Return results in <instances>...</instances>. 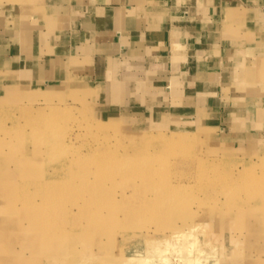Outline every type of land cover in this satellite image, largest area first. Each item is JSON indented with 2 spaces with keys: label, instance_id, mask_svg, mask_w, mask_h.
Masks as SVG:
<instances>
[{
  "label": "rangeland",
  "instance_id": "1",
  "mask_svg": "<svg viewBox=\"0 0 264 264\" xmlns=\"http://www.w3.org/2000/svg\"><path fill=\"white\" fill-rule=\"evenodd\" d=\"M4 82L0 264H264L260 107L162 126L79 86Z\"/></svg>",
  "mask_w": 264,
  "mask_h": 264
},
{
  "label": "crops",
  "instance_id": "2",
  "mask_svg": "<svg viewBox=\"0 0 264 264\" xmlns=\"http://www.w3.org/2000/svg\"><path fill=\"white\" fill-rule=\"evenodd\" d=\"M1 79L79 86L160 119L253 118L264 110V2L0 0Z\"/></svg>",
  "mask_w": 264,
  "mask_h": 264
},
{
  "label": "bare ground",
  "instance_id": "3",
  "mask_svg": "<svg viewBox=\"0 0 264 264\" xmlns=\"http://www.w3.org/2000/svg\"><path fill=\"white\" fill-rule=\"evenodd\" d=\"M51 117H52V116H51ZM1 181H3V180H1ZM1 181H0V182H1ZM1 186H2V185H1ZM30 212H31V211H30ZM262 213H263V212H262ZM30 215H31V214H30ZM26 216H27V215H26Z\"/></svg>",
  "mask_w": 264,
  "mask_h": 264
}]
</instances>
